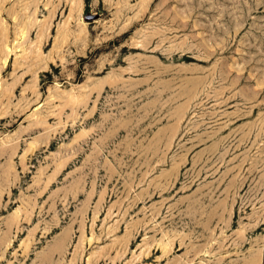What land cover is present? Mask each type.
<instances>
[{"label": "rangeland", "instance_id": "rangeland-1", "mask_svg": "<svg viewBox=\"0 0 264 264\" xmlns=\"http://www.w3.org/2000/svg\"><path fill=\"white\" fill-rule=\"evenodd\" d=\"M5 45L0 264H264V0H0Z\"/></svg>", "mask_w": 264, "mask_h": 264}, {"label": "bare ground", "instance_id": "bare-ground-1", "mask_svg": "<svg viewBox=\"0 0 264 264\" xmlns=\"http://www.w3.org/2000/svg\"><path fill=\"white\" fill-rule=\"evenodd\" d=\"M17 16H15V18H16ZM24 26H23V28L22 27H20V30H19V35H20V37H22V36H24V34L26 33V25L25 24H23ZM28 28V27H27ZM26 29V30H25ZM14 47V46H13ZM5 48L7 49V51H5ZM5 48H3L2 47V50L0 51V52H3L5 55H4V58H3V64L6 62V60H7V57H8V54H9V52L11 51H9L8 50V47L5 45ZM257 260H254V262L256 263V264H258L257 262H256Z\"/></svg>", "mask_w": 264, "mask_h": 264}]
</instances>
